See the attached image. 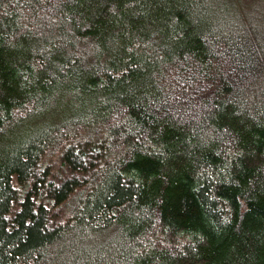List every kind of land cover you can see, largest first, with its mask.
<instances>
[{"label": "trees", "instance_id": "16d2710c", "mask_svg": "<svg viewBox=\"0 0 264 264\" xmlns=\"http://www.w3.org/2000/svg\"><path fill=\"white\" fill-rule=\"evenodd\" d=\"M244 1L0 0V264H264Z\"/></svg>", "mask_w": 264, "mask_h": 264}, {"label": "rangeland", "instance_id": "374dc122", "mask_svg": "<svg viewBox=\"0 0 264 264\" xmlns=\"http://www.w3.org/2000/svg\"><path fill=\"white\" fill-rule=\"evenodd\" d=\"M244 2H246L250 6H258L259 4L258 0H245ZM56 168H57V165L53 167L52 174H54L57 171Z\"/></svg>", "mask_w": 264, "mask_h": 264}]
</instances>
